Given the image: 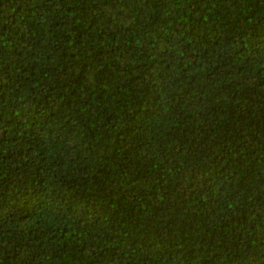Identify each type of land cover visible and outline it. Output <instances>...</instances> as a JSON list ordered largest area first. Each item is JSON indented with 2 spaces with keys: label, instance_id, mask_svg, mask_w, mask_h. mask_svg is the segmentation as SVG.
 I'll list each match as a JSON object with an SVG mask.
<instances>
[{
  "label": "trees",
  "instance_id": "16d2710c",
  "mask_svg": "<svg viewBox=\"0 0 264 264\" xmlns=\"http://www.w3.org/2000/svg\"><path fill=\"white\" fill-rule=\"evenodd\" d=\"M0 264H264V0H0Z\"/></svg>",
  "mask_w": 264,
  "mask_h": 264
}]
</instances>
